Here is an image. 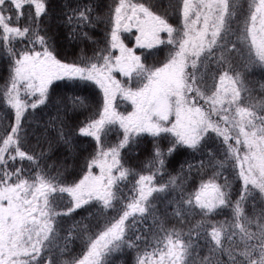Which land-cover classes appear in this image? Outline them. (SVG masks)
<instances>
[{
    "label": "snow or ice",
    "instance_id": "1",
    "mask_svg": "<svg viewBox=\"0 0 264 264\" xmlns=\"http://www.w3.org/2000/svg\"><path fill=\"white\" fill-rule=\"evenodd\" d=\"M0 264H264V0H0Z\"/></svg>",
    "mask_w": 264,
    "mask_h": 264
}]
</instances>
